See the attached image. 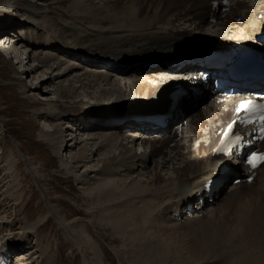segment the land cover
I'll return each mask as SVG.
<instances>
[{
	"label": "bare ground",
	"instance_id": "obj_1",
	"mask_svg": "<svg viewBox=\"0 0 264 264\" xmlns=\"http://www.w3.org/2000/svg\"><path fill=\"white\" fill-rule=\"evenodd\" d=\"M46 1L20 0L15 6L27 14L23 23L43 31L54 30L51 31L54 38L49 40L38 32V39H31L22 35L25 30L22 31L21 26L20 33L16 34L6 27L0 35V46L9 57L19 59V75L29 71V76L36 79L25 90L29 89L30 95L40 94V101H48V116L55 118L59 114L56 112L60 107L58 103L47 97L52 90L58 100L70 104L77 103L82 96L101 100L102 103L103 99L116 92L135 97L150 94L152 98L161 94V98L150 97L142 104L137 100L131 108L115 109L111 106L93 114L78 112L75 115L82 114L83 119L73 115L71 121L63 122V117L58 116L56 124L45 123L47 127L44 124L47 128L46 133L42 131L44 137L48 138L54 152L60 154L62 167L80 184L87 185L88 205L94 209L89 212V217L101 212V230L104 237L108 233L105 240L112 245L122 244V254L130 256L133 264H264V164L255 171L258 174L255 188L240 182L224 198L222 192L213 196L204 192L205 184L222 164L228 163L242 173L231 157L216 153L221 133L237 116L234 103L231 100L217 103L221 95L213 90V80L209 75L204 78L200 75L199 67L178 70L161 65L147 66L151 60L171 58L177 45L186 46L191 41L205 39L225 46L229 40L250 41L258 37L264 17L262 20L257 17L251 19L248 12L252 7L256 16L264 15V0H255V6L242 0L228 12L218 13L212 11L214 0H74L69 12L81 30L58 19L53 7L43 5ZM50 1V5H54L62 0ZM97 15L105 16V19L97 18ZM239 17L243 19L242 23L237 22ZM203 22L212 27L222 24V28L230 29V32H225L223 39L208 36L202 39L186 28V25L195 24L197 29L202 30ZM87 24H92L95 30H87ZM57 40L64 45L60 46L67 50L65 53L71 51V57L79 58L67 60L55 52L34 49L39 44L54 48L53 43ZM70 40L75 45H71ZM73 48L83 51L71 50ZM26 59H29L28 62H25ZM166 70L177 72L180 79L173 80L172 77L167 85L159 86L162 81L160 75ZM218 72L210 70L213 76ZM117 75L123 77L120 80L117 78L118 83L115 84L121 85V88L112 83V76ZM48 82L59 85L49 89ZM124 87L127 90L123 93ZM159 114H164L163 122L167 125L145 119ZM199 123L201 126H198ZM93 128L100 130L85 133ZM154 130L160 135L157 139H148L147 135ZM65 133H69V144H66ZM136 146H144L148 150L139 154L135 151ZM5 159L11 173L16 159L10 155ZM148 162L155 163L156 169L146 173L137 168L147 166ZM81 168L83 170L79 172ZM163 172L169 176L166 177ZM13 176L12 179L16 180L17 174ZM242 185L246 188L243 189ZM15 191L16 186L0 192V207L5 208L9 201L17 206L20 197L15 196ZM218 196L221 199L216 203ZM5 198L10 199L5 201ZM200 199L208 201L206 208L200 205ZM191 200L195 211L186 213L184 205ZM214 204L217 207H213ZM54 210L46 211L31 224L26 221L17 234L11 232L1 236V255L7 258L11 251L18 250L14 255L18 264H33L39 258H42V264H49L52 259L49 260L48 248L34 245L25 252L19 250L22 246L15 244V239L26 242L36 228L41 229L52 215L57 214ZM205 212L208 214L207 224L210 223L208 228L193 244L182 243L184 241L174 233L176 228H180L178 225L200 223ZM183 213L182 220H178V214ZM6 217L1 214L0 221L4 223ZM75 230L93 256V264H102L105 257L102 256L104 247L101 243L93 242L83 229Z\"/></svg>",
	"mask_w": 264,
	"mask_h": 264
},
{
	"label": "rangeland",
	"instance_id": "obj_2",
	"mask_svg": "<svg viewBox=\"0 0 264 264\" xmlns=\"http://www.w3.org/2000/svg\"><path fill=\"white\" fill-rule=\"evenodd\" d=\"M31 1L34 2V0ZM19 2L20 0H0V35L4 33V28L6 27V29L12 31L11 33L13 34L20 33L21 29L19 27L21 26L23 27L22 31L25 30L24 32H21L22 35H26L29 38L31 37V39H38V37L36 36V34L38 35V32H40L41 35L45 36L44 38H47L49 40L50 38H54L55 35L51 32H55L54 30L48 31L44 29L43 31L41 29L35 28L33 25L31 26L28 23L26 24L22 22L27 17V14L22 8H17V6H15ZM50 2V0H47L43 5L49 6V8L53 7V10L57 15L54 16H56L58 19H62L69 26L77 27L78 30H81V27L76 23V20L71 18L73 15L71 16V12H69L74 0H62L61 2H58V4L54 5H50ZM255 2V0L248 1V3L252 6H255ZM209 6L210 3L207 5L208 9ZM248 15L251 19L257 17V19L259 20L263 19L264 16L261 14V16H256V14L253 12L252 7L250 8ZM96 17L103 18L105 16L97 15ZM203 24L204 26L202 30L197 29L195 24L192 26L186 25V28L189 32L192 33H208V37L216 39H223L225 32H230V29H223L222 24L216 27H212L204 22ZM8 25L13 26L9 28ZM92 26V24H87L85 28L87 30H90ZM11 28H13V30ZM55 28L56 27H54V29ZM91 30H95V28H92ZM5 33H7V31H5ZM72 40H70V42ZM53 44L54 48L46 45H43V47H41V45L39 44L34 49H36L35 51L42 50L44 52V50H47L51 53L55 52L59 54V56L62 55V57L66 58L67 60L79 58L78 56L71 57V55H69L71 54V51L70 53L68 52L69 54H67V52L65 53V51L67 50H64V48L60 46L63 45L60 43V40H57L56 43ZM71 45H75V43H72ZM31 48L32 47H30V49ZM56 48L62 50L58 51ZM75 49L78 50V52L83 51L80 48H73L71 50ZM93 52L97 54L96 51ZM77 54L80 55L79 53ZM26 57H28V55ZM28 60L29 59H26L25 62H28ZM18 61L19 59H17L16 57L11 58L7 54H5L0 46V192H3L5 189L14 188L16 186L17 191H15V196L20 197L17 206H13V202L9 201L8 205L6 204L7 207L6 205L5 208L0 207L2 208L0 211L3 212H1L0 215L2 214L3 217L7 216V219L4 223L0 221V237L11 232L17 234L26 221L27 223L31 224L32 222H35L37 221V219L41 218L40 216L45 215L46 211L55 209L54 212H56L57 214L55 216L52 215L53 217L51 216L49 221L45 222L46 224H43L45 227L42 226L39 230L36 228V232L33 233L26 242L22 243L21 241H18L19 238L15 239V244L17 243L19 245L20 243L22 246V248L20 247L19 250L22 249L26 252V249H29L30 247L33 248L34 245H37L38 248H46V250L47 248L49 249L48 256L50 258H48L49 260L52 259L49 264L53 263L54 261L55 264H93V256L86 248V243H84L83 239L78 237V235L76 234L75 228H77L83 229L93 242H98V244L101 243L100 245L104 247V253L102 252V256L105 258L104 261H102V264H133L131 262V259H129L130 256L122 254V252H124V247L122 244L115 243L112 245L108 240H105V237L108 236V233H105L104 237V233L101 230L103 228L102 222L99 221L101 219V212L99 213L98 211L96 212V215L94 217H89V212L94 211V209L92 205H88V195L85 190L87 189V185L80 184V182L77 181L74 175H71L66 169L62 167V164H60V154L54 152L53 148H51L50 141L47 137H44V134L47 130L46 124H56L58 122V116L63 117V122H68L72 120L71 118H73V115L77 116L76 118L81 117L80 119H83L84 116L82 114L75 115V113L77 114L78 112H88L90 114H93L98 113L102 109L109 108L111 106L115 107V109L125 108L127 106L131 108L133 102L137 100L139 101V103L142 101L141 104L149 100L151 97L150 94L135 97V95L132 94L123 96V94L116 92L109 96V98H106L105 100L103 99L102 103L101 100L99 101L97 99H89L88 97L82 96L77 99V103L70 104L62 99L58 100V98H56L57 94H54V90H52L51 93H48L47 97H52V99L55 100V103H58V105L60 106L58 110H56V112L59 114H57V116L54 118L46 114L50 111L49 108L47 109L48 101H40V94L36 92L35 94L30 95L31 92H28L29 89L25 90V88L32 86L36 79H33V76H29V71L26 72L27 74L19 75L17 72L18 70H20V64L18 63ZM173 75L174 73L170 75L165 72L164 74H161L160 78L162 81L159 82V86L162 84L167 85V82L169 80H172V77H174L173 80L180 79ZM144 77L146 79L148 78V76ZM117 78L118 80H120V78L123 77L119 75L112 76V83H114L113 85L118 83V81H116ZM149 82L153 83V81L151 80H149ZM54 84L55 85H52L48 82L47 88L53 89L54 86V88H56V85H59L56 83ZM115 86L117 88H121V85ZM173 86L174 85H172V87ZM126 90L127 89H125L124 87L122 92L124 93V91ZM156 98H161V94L159 93L158 96L156 95ZM202 108L203 107H200V109ZM109 120L111 119H108V121ZM44 124L46 127L44 126ZM63 126H65V124ZM198 126H201V123H199ZM96 129L97 128H93L92 130H90V132L87 131L85 133H91L94 131L99 132L100 129ZM42 131L45 133L43 134ZM65 134L66 144H69L70 141H67V138H69L67 134L69 133ZM159 135L160 134L156 132V130H154L147 136L148 139H157ZM79 137H81V135ZM172 145L174 146V144ZM65 147L66 146L64 145V148ZM68 148L71 149V147ZM147 150L148 148L145 149L144 146L135 147V151L139 154L144 152L146 153ZM65 153H63V157H65ZM9 155L12 156L13 159H16V166L13 169L14 171L11 170V173L10 171H8L9 166L7 165V161H5V158ZM153 160L158 161L156 159ZM147 164L148 165L145 167L141 168L137 166V168L140 171H147L146 173H149V171L156 169L155 163L153 164L148 162ZM82 170L83 168H81L79 172H81ZM158 170L156 171L158 172ZM14 172L17 174L16 180L12 179L14 178L13 175H15ZM8 176L10 177L8 178ZM165 176L167 177L169 176V174ZM12 181L16 182L13 183ZM14 184L15 186H13ZM257 185L258 174L256 175L254 182L252 183V188H255ZM242 188L245 189V185H242ZM1 196L2 194H0V199L2 198ZM6 200L7 199L5 198V201ZM219 201L220 200H216V203H219ZM215 205L216 204H214L213 207ZM21 207H23V209ZM199 222L200 223L192 222L190 224H187L186 222L187 226H184L185 223L182 224L179 222L180 225H178V227L180 228H178V230L176 228V231L174 230V233L176 234L175 236L179 235L180 240L184 241L182 243L188 245L190 243L193 244V242H195V239L198 238L199 235H201L210 224H207L208 214L206 215V212ZM61 224H65L64 227ZM67 224L70 226L73 225L72 228H70V226L68 228ZM82 242L83 244H81ZM117 250H121V252ZM17 251H11L9 255V258L12 259L13 262H16L14 255ZM116 251L119 252V254ZM85 255H87V257H85ZM42 261V258H39V260L33 262V264H42Z\"/></svg>",
	"mask_w": 264,
	"mask_h": 264
},
{
	"label": "snow or ice",
	"instance_id": "obj_3",
	"mask_svg": "<svg viewBox=\"0 0 264 264\" xmlns=\"http://www.w3.org/2000/svg\"><path fill=\"white\" fill-rule=\"evenodd\" d=\"M240 107H241V109H243L245 111H249V112L258 114L259 119L262 122H264V104L253 103V102L249 101V102H246L244 104H241ZM262 131H264V127H262ZM225 139H226V141H228V143L225 145H221V147L219 149H217V151H222L226 155H230L232 144L233 143H236V144L240 143L243 140V137L236 136L234 141L230 140L229 137H226ZM248 163L252 167H256V166H258V164L264 163V153H253L252 156L249 157Z\"/></svg>",
	"mask_w": 264,
	"mask_h": 264
},
{
	"label": "water",
	"instance_id": "obj_4",
	"mask_svg": "<svg viewBox=\"0 0 264 264\" xmlns=\"http://www.w3.org/2000/svg\"><path fill=\"white\" fill-rule=\"evenodd\" d=\"M192 34H195V37H197V38H202L203 39V37H205V36H209V35H207L208 33H205V32H202V33H200V34H198V33H192ZM231 34V33H230ZM233 34V33H232ZM237 38V37H236ZM236 42H237V44H245V43H248L249 41L248 40H243V39H236Z\"/></svg>",
	"mask_w": 264,
	"mask_h": 264
}]
</instances>
